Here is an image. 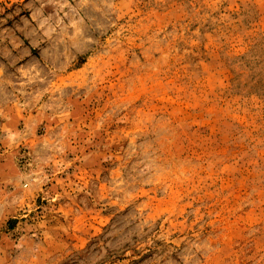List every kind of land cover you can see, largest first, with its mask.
<instances>
[{
	"label": "rangeland",
	"instance_id": "374dc122",
	"mask_svg": "<svg viewBox=\"0 0 264 264\" xmlns=\"http://www.w3.org/2000/svg\"><path fill=\"white\" fill-rule=\"evenodd\" d=\"M0 264H264V0H0Z\"/></svg>",
	"mask_w": 264,
	"mask_h": 264
}]
</instances>
